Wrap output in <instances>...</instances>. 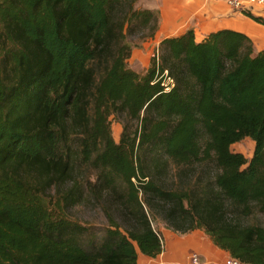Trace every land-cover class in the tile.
<instances>
[{"label":"trees","instance_id":"trees-1","mask_svg":"<svg viewBox=\"0 0 264 264\" xmlns=\"http://www.w3.org/2000/svg\"><path fill=\"white\" fill-rule=\"evenodd\" d=\"M136 2L0 0V264H137L162 248L155 206L173 229L264 264V49L235 29H188L139 73L130 37H153L159 15ZM245 137L249 157L230 149ZM104 190L123 227L67 216Z\"/></svg>","mask_w":264,"mask_h":264},{"label":"crops","instance_id":"crops-1","mask_svg":"<svg viewBox=\"0 0 264 264\" xmlns=\"http://www.w3.org/2000/svg\"><path fill=\"white\" fill-rule=\"evenodd\" d=\"M160 39L193 29L197 39L210 31L231 28L249 36L257 49H264V26L247 17L243 12L226 6L224 0H157ZM256 15L257 13L252 12ZM162 248L154 257L137 252V264H191L190 253L200 255L202 264H223L231 257L217 247L202 229L177 232L165 228L161 231Z\"/></svg>","mask_w":264,"mask_h":264},{"label":"rangeland","instance_id":"rangeland-1","mask_svg":"<svg viewBox=\"0 0 264 264\" xmlns=\"http://www.w3.org/2000/svg\"><path fill=\"white\" fill-rule=\"evenodd\" d=\"M156 1L157 0H137L136 6L140 8H148L149 6H155ZM224 4L228 6L225 0ZM151 9L155 8L153 7ZM254 12L257 13V16H260L264 19V10H255ZM144 36L145 34H140L130 37V40L134 46L130 57L127 59V66L139 73L144 72L149 66L151 57L158 54L159 38L157 35L154 34L153 37L145 39ZM254 47L257 49L255 45ZM110 126L113 139L116 142L119 141L122 131V123L118 121L116 117H114L111 120ZM130 128H133V124L130 126ZM230 149L234 152H241L244 156L249 157L252 153L253 142L248 137H245L239 142L233 143L230 146ZM77 173L78 174L76 177L80 181L87 178L91 181H94L97 171L87 165H78ZM177 180L178 178L176 169L173 168L169 170L167 181L171 184L170 188H173L174 186L178 188L179 183H177ZM117 183L121 184L120 181H117ZM134 183H137L136 179L134 180ZM110 195L111 194L108 190H104L100 191L97 198H95L94 196H91L88 191H86L83 201L73 207H70L65 212L69 218L87 226H94L97 229L105 228L109 224L108 216H111L117 224L123 227V220L118 216V203L116 201H112L109 198ZM147 209L149 212L150 209ZM152 211L153 213L150 214L152 226L158 230L160 234L165 228L175 230L173 229V222L171 220L169 221V219H167L166 215H164L160 209L155 206V209H152Z\"/></svg>","mask_w":264,"mask_h":264},{"label":"built area","instance_id":"built-area-1","mask_svg":"<svg viewBox=\"0 0 264 264\" xmlns=\"http://www.w3.org/2000/svg\"><path fill=\"white\" fill-rule=\"evenodd\" d=\"M229 7H233L241 12H254L255 10H264V0H225ZM166 82L172 84V79L167 77ZM191 264H202L200 255L196 252L190 254ZM223 264H245L235 258H227Z\"/></svg>","mask_w":264,"mask_h":264}]
</instances>
